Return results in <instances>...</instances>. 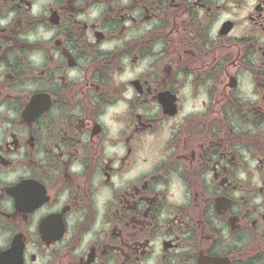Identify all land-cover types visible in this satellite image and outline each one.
Wrapping results in <instances>:
<instances>
[{
    "label": "flooded vegetation",
    "instance_id": "af4514ba",
    "mask_svg": "<svg viewBox=\"0 0 264 264\" xmlns=\"http://www.w3.org/2000/svg\"><path fill=\"white\" fill-rule=\"evenodd\" d=\"M0 264H264V0H0Z\"/></svg>",
    "mask_w": 264,
    "mask_h": 264
}]
</instances>
